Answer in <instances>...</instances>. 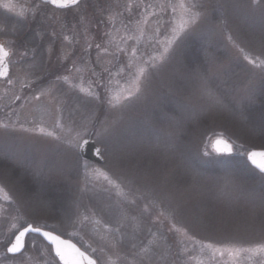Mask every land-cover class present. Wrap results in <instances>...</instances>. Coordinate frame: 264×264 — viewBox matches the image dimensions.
I'll list each match as a JSON object with an SVG mask.
<instances>
[{"label":"rangeland","instance_id":"1","mask_svg":"<svg viewBox=\"0 0 264 264\" xmlns=\"http://www.w3.org/2000/svg\"><path fill=\"white\" fill-rule=\"evenodd\" d=\"M27 2L0 0V264H60L36 235L7 253L26 223L97 264H264L247 250L264 245V174L246 159L264 149V68L235 46L264 60V0H184L201 16L167 53L179 0ZM218 137L233 156L214 153ZM85 139L104 164L81 158Z\"/></svg>","mask_w":264,"mask_h":264},{"label":"snow or ice","instance_id":"2","mask_svg":"<svg viewBox=\"0 0 264 264\" xmlns=\"http://www.w3.org/2000/svg\"><path fill=\"white\" fill-rule=\"evenodd\" d=\"M48 3L55 5L58 8H68L70 5L78 6L80 0H47ZM4 7H9V5H4ZM177 7L181 10V18L180 23L177 28L173 29L174 36L172 39L168 40L167 45L164 49V52L167 53L169 47L174 42L177 36H179L180 32L184 31L188 28L189 25L195 24L196 21L200 18L201 13L197 11H193L192 9L195 5L187 6L184 3V0H179L178 5H172V10L175 13ZM23 13L21 12V15ZM67 39V37H66ZM231 36H229V40H231ZM241 54H243L244 59L254 66H258L264 68V60H260L259 57L256 59H252L250 55L245 53V50L241 48L239 45H235ZM99 47V45H97ZM10 51L5 47L4 44L0 43V76H7L9 72L8 60L10 59ZM163 55V54H162ZM257 61L259 63L257 64ZM140 75H143L144 69L141 68ZM139 80V77H137ZM11 83V81H9ZM82 91L84 89H81ZM135 91H140L139 83L135 85ZM132 93L129 92L128 96H131ZM128 98V97H125ZM117 101H119L120 97H116ZM43 131V129H41ZM51 135V133H50ZM82 147V145H79ZM216 151L220 153H231L233 151V146L226 140H217L216 141ZM247 160L251 162L252 165L255 166L256 169L259 170L260 173L264 174V150L260 151H250L246 154ZM98 177H103L105 181L109 184H112L114 188L117 189L120 195H123V189L119 184L113 182L111 177L105 172L98 171L96 172ZM0 192H3V188H0ZM10 199V198H9ZM262 207H264V196L261 197ZM15 227V225H13ZM179 231V229H178ZM30 232L41 233V235L50 242L52 246L55 248V254L59 257V260L63 262V264H96V261L89 258L83 251H81L74 243L66 239H62L60 235L54 234L51 231H44L42 226L35 225L33 223H26L22 225L17 233L14 234V239L9 241L7 246V252L9 253H21L25 248V236ZM209 247H211L209 245ZM248 251L254 252H264V245L257 246L255 249H247Z\"/></svg>","mask_w":264,"mask_h":264},{"label":"water","instance_id":"3","mask_svg":"<svg viewBox=\"0 0 264 264\" xmlns=\"http://www.w3.org/2000/svg\"><path fill=\"white\" fill-rule=\"evenodd\" d=\"M42 2H45V3H48L47 2V0H41ZM50 4V3H49ZM52 5V4H51ZM52 6H54V7H56L55 5H52ZM69 7H72V5H70ZM56 8H58V7H56ZM61 9V8H60ZM64 9V8H63ZM0 43H2V42H0ZM2 44H4V43H2ZM5 45V44H4ZM5 47H6V45H5ZM7 48V47H6ZM8 49V48H7ZM9 50V49H8ZM10 51V50H9ZM11 53V52H10ZM11 56V55H10ZM8 65H9V72H8V75L7 76H0V80H5L8 76H9V74H10V70H11V65H10V59L8 60ZM226 140V141H228L229 143H231L229 140H227L226 138H224V137H218V138H215V139H213L212 141H211V148H212V150L217 154V155H231V154H233V152H234V147H233V151L231 152V153H220V152H217L216 151V141L217 140ZM232 144V143H231ZM81 145H82V147L80 146V148H79V152H80V156L83 158V159H85V160H87V161H90V162H95V163H97V164H104V162H105V158H104V156H103V151H102V148H101V146L100 145H98L94 140H92V139H85V140H83L82 141V143H81ZM232 146H233V144H232ZM253 150H256V151H260V150H264V149H252V150H250V151H253ZM250 151H248V152H250ZM247 158V157H246ZM248 161V160H247ZM249 162V164L253 167V168H255V166L254 165H252L251 164V162L250 161H248ZM256 169V168H255ZM258 172H259V170L258 169H256ZM43 230L44 231H51V230H48V229H44L43 228ZM51 232H53V231H51ZM54 234H57V233H55V232H53ZM29 235H37V236H39L40 238H42L51 248H52V251H53V254H54V256L56 257V259L58 260V262L60 263V264H63V262L62 261H60L59 260V257H57L56 256V254H55V248H54V246H52L51 244H50V242L48 241V240H46L42 235H41V233H35V232H30V233H28V234H26V236H25V247H26V241H27V237L29 236ZM57 235H59V234H57ZM61 236V235H60ZM61 238L62 239H66V240H68V241H70L71 243H74L81 251H83L89 258H91V259H93V260H95L91 255H89L87 252H85L83 249H81L74 241H72L71 239H69V238H65V237H63V236H61ZM14 239V238H13ZM25 250V248L22 250V252L21 253H23V251ZM9 255H12V256H16V255H19V254H21V253H16V254H13V253H9V252H7ZM96 261V260H95ZM96 264H97V262H96Z\"/></svg>","mask_w":264,"mask_h":264},{"label":"flooded vegetation","instance_id":"4","mask_svg":"<svg viewBox=\"0 0 264 264\" xmlns=\"http://www.w3.org/2000/svg\"><path fill=\"white\" fill-rule=\"evenodd\" d=\"M22 3L28 1V5H36V4H39L41 5V7H43L44 9L46 8H49V9H52L54 11H58V12H61V13H76V12H79V11H83V10H86V7L88 6H91V0H80V3L78 6H72V7H68V8H64V9H60V8H56L54 6H52L51 4L49 3H45V2H42L41 0H21Z\"/></svg>","mask_w":264,"mask_h":264},{"label":"trees","instance_id":"5","mask_svg":"<svg viewBox=\"0 0 264 264\" xmlns=\"http://www.w3.org/2000/svg\"><path fill=\"white\" fill-rule=\"evenodd\" d=\"M26 36L28 37L29 36V33ZM2 42H4V41L2 40ZM193 55H196L195 51H193ZM57 193H58V195L54 193L53 196L56 197V198H58L59 201H63L65 199V197H66L65 196V191L57 192Z\"/></svg>","mask_w":264,"mask_h":264}]
</instances>
